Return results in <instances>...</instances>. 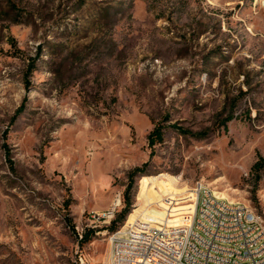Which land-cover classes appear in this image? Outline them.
<instances>
[{
	"label": "rangeland",
	"instance_id": "rangeland-1",
	"mask_svg": "<svg viewBox=\"0 0 264 264\" xmlns=\"http://www.w3.org/2000/svg\"><path fill=\"white\" fill-rule=\"evenodd\" d=\"M13 1L22 22L0 19V264H112L110 235L136 209L151 233L167 217L159 204L190 208L198 182L264 223V163L252 169L264 157V0ZM159 177L171 191L147 205L144 182ZM119 194L116 221L78 247L76 228Z\"/></svg>",
	"mask_w": 264,
	"mask_h": 264
},
{
	"label": "built area",
	"instance_id": "built-area-1",
	"mask_svg": "<svg viewBox=\"0 0 264 264\" xmlns=\"http://www.w3.org/2000/svg\"><path fill=\"white\" fill-rule=\"evenodd\" d=\"M264 8V5H263ZM194 199L188 212L176 222L157 220L144 245L132 254L125 264H264V223L262 218L244 203L225 200L202 182L191 188ZM202 197H216V205L201 207ZM123 196H117L116 205L108 210L90 215L88 230L97 223L110 225L117 219ZM213 210H220L221 217H228V226H210L202 235H194L196 222ZM130 227V225H129ZM77 245L81 244L86 229L76 228ZM97 233V232H94ZM206 235H216L217 244H208ZM132 234L127 227L111 233L112 264H118L121 246L127 244ZM78 253V251H77ZM76 264H91L79 254Z\"/></svg>",
	"mask_w": 264,
	"mask_h": 264
},
{
	"label": "bare ground",
	"instance_id": "bare-ground-1",
	"mask_svg": "<svg viewBox=\"0 0 264 264\" xmlns=\"http://www.w3.org/2000/svg\"><path fill=\"white\" fill-rule=\"evenodd\" d=\"M261 2L263 6L264 1ZM160 177H166V176L161 175ZM160 177L158 178V182H154L153 180L150 179H146L144 182V186H145L144 202L147 203V205H152L153 198L157 191L163 193L162 194L163 196L165 195V192L171 191V190L169 191V187L166 181H161ZM169 180L173 186H176V184L178 183L176 177L169 178ZM194 193L195 192L192 190V194L187 198V200L193 201ZM116 202L112 206L116 205ZM159 205L161 207V210L167 215V217H164L163 220L170 222H176L181 220L179 217H176V215L182 212L186 213L190 209L185 206H183L182 208L180 207L175 208L171 206H166L162 203ZM212 205H216V197H202L201 207H211ZM140 209L141 207L139 209H136L129 217L127 225H130V228H128L127 231L132 228L129 232V234H132V236L131 239L127 242V244L121 246L120 252L118 254V264H125L128 262V259H132V254H136L137 249L141 248V246L144 245L145 238L149 234V229L147 228L148 227L147 223L149 222L150 219L148 215L149 210L145 211L142 214V217L138 219L137 213L139 212ZM219 220H220V227L228 226V217H221L220 210H213L211 212L206 213L204 217H200L197 220L196 227L194 228V235L204 234L205 230H208L210 226H216ZM206 242H208V244H217L216 235H206Z\"/></svg>",
	"mask_w": 264,
	"mask_h": 264
},
{
	"label": "trees",
	"instance_id": "trees-1",
	"mask_svg": "<svg viewBox=\"0 0 264 264\" xmlns=\"http://www.w3.org/2000/svg\"><path fill=\"white\" fill-rule=\"evenodd\" d=\"M6 5L7 6L5 7V9H2L0 7V19L1 20H5V21L8 22L6 27H8L10 24H20L22 22L20 19H15V18L9 17L12 12H14L15 10L18 9L17 8V4L13 0H7L6 1ZM1 14L7 15V17H6L7 19L6 18L3 19L4 17H1ZM162 138H163L162 128L155 127L154 130L152 131V133L149 136V144H150V146H153L157 142H161ZM263 163H264V157L260 156L259 160L253 165L252 169L254 171H256V172L261 171ZM145 167H146V164H144L143 166L135 167L134 169H132L128 173L129 184H128V187L126 189V194L127 195L130 193V191L132 189L135 177L138 176V175L145 174ZM125 204H126V207L119 214V216L121 218L125 217L126 214L129 213V211H130L131 203H130V200H128V198L125 199ZM115 221H113V222H115ZM93 234H94L93 230L86 231L84 233V236H83V239L81 241V244H84V243L88 242L92 238Z\"/></svg>",
	"mask_w": 264,
	"mask_h": 264
}]
</instances>
